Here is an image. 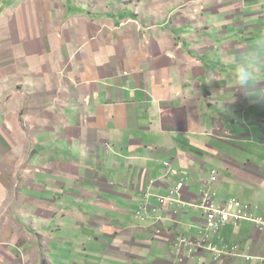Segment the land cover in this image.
Instances as JSON below:
<instances>
[{
	"label": "crops",
	"instance_id": "0c3cea01",
	"mask_svg": "<svg viewBox=\"0 0 264 264\" xmlns=\"http://www.w3.org/2000/svg\"><path fill=\"white\" fill-rule=\"evenodd\" d=\"M262 32L264 0H0V264H264L247 221L211 237L235 257L176 249L210 181L264 219V102L231 62Z\"/></svg>",
	"mask_w": 264,
	"mask_h": 264
},
{
	"label": "built area",
	"instance_id": "2783aa9c",
	"mask_svg": "<svg viewBox=\"0 0 264 264\" xmlns=\"http://www.w3.org/2000/svg\"><path fill=\"white\" fill-rule=\"evenodd\" d=\"M168 174L171 176L173 173L172 164L167 163L165 165ZM218 175L217 172L213 173L215 177ZM161 180L153 181L149 185V191L147 192L146 199L152 197L150 191L155 188ZM213 181L206 184L205 190L202 193L201 203H191L189 206L193 209H200L206 215V223L200 235L197 239H187L181 237L178 239L176 249L179 254L188 253L189 257H195L201 251H208L214 255L217 262L223 261L236 256V251H231V248L223 247L218 248L212 241V235L219 236L223 229L230 224L239 226L242 222L253 223L259 231H264V219H257L252 214V207L244 205L238 199H231L225 205H217L216 195L213 192ZM187 185L185 181L179 183L171 191L169 197H158V202L161 207H179L180 205L185 206L186 203L183 199V192L186 190ZM148 203V201H147ZM159 209L151 208L148 204L140 207L139 216L144 218L145 216L154 215L158 216Z\"/></svg>",
	"mask_w": 264,
	"mask_h": 264
},
{
	"label": "clouds",
	"instance_id": "9594fccd",
	"mask_svg": "<svg viewBox=\"0 0 264 264\" xmlns=\"http://www.w3.org/2000/svg\"><path fill=\"white\" fill-rule=\"evenodd\" d=\"M231 62L237 88L257 102H264V89L256 87L261 82L260 69L264 65V32L259 34L253 50L233 56Z\"/></svg>",
	"mask_w": 264,
	"mask_h": 264
},
{
	"label": "rangeland",
	"instance_id": "374dc122",
	"mask_svg": "<svg viewBox=\"0 0 264 264\" xmlns=\"http://www.w3.org/2000/svg\"><path fill=\"white\" fill-rule=\"evenodd\" d=\"M21 184H20V182L19 181H16V182H13V183H10V184H7V186H6V188L5 189H7V190H10L11 192H18V191H20L21 190ZM3 202V200L2 199H0V203H2Z\"/></svg>",
	"mask_w": 264,
	"mask_h": 264
}]
</instances>
